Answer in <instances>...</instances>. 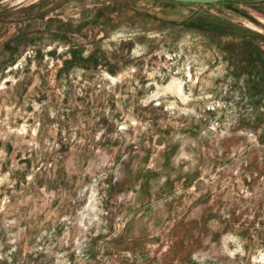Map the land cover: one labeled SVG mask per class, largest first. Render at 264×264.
<instances>
[{"label":"rangeland","instance_id":"1","mask_svg":"<svg viewBox=\"0 0 264 264\" xmlns=\"http://www.w3.org/2000/svg\"><path fill=\"white\" fill-rule=\"evenodd\" d=\"M248 42L264 0H0V264H264Z\"/></svg>","mask_w":264,"mask_h":264},{"label":"trees","instance_id":"2","mask_svg":"<svg viewBox=\"0 0 264 264\" xmlns=\"http://www.w3.org/2000/svg\"><path fill=\"white\" fill-rule=\"evenodd\" d=\"M254 36H258V35H256L255 33ZM248 46H249L248 53H247L248 63L246 64L247 70L249 72L256 71V70L260 72V69H264V50L261 49L257 45V43L248 42ZM258 85L261 86V92H262V95H264V80H260L258 82Z\"/></svg>","mask_w":264,"mask_h":264},{"label":"water","instance_id":"3","mask_svg":"<svg viewBox=\"0 0 264 264\" xmlns=\"http://www.w3.org/2000/svg\"><path fill=\"white\" fill-rule=\"evenodd\" d=\"M175 2H184V3H200V4H206V3H212L222 0H170Z\"/></svg>","mask_w":264,"mask_h":264}]
</instances>
